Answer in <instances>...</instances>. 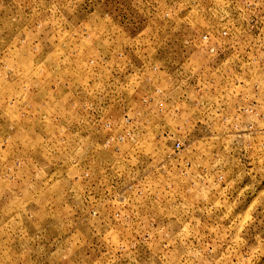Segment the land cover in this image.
Returning <instances> with one entry per match:
<instances>
[{"label": "rangeland", "instance_id": "rangeland-1", "mask_svg": "<svg viewBox=\"0 0 264 264\" xmlns=\"http://www.w3.org/2000/svg\"><path fill=\"white\" fill-rule=\"evenodd\" d=\"M0 264H264V0H0Z\"/></svg>", "mask_w": 264, "mask_h": 264}, {"label": "built area", "instance_id": "built-area-1", "mask_svg": "<svg viewBox=\"0 0 264 264\" xmlns=\"http://www.w3.org/2000/svg\"><path fill=\"white\" fill-rule=\"evenodd\" d=\"M203 39L207 40L206 37H203ZM153 69L155 70L156 68L154 67ZM130 137H131V132L127 131V132H125L124 135L119 136L118 140L119 141H123L124 139L130 138ZM173 148H175L176 150H179L180 149V143L179 142H175L174 145H173Z\"/></svg>", "mask_w": 264, "mask_h": 264}]
</instances>
